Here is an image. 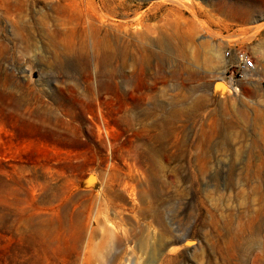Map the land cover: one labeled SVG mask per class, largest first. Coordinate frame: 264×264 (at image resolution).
<instances>
[{"label": "rangeland", "instance_id": "1", "mask_svg": "<svg viewBox=\"0 0 264 264\" xmlns=\"http://www.w3.org/2000/svg\"><path fill=\"white\" fill-rule=\"evenodd\" d=\"M0 264H264V0H0Z\"/></svg>", "mask_w": 264, "mask_h": 264}, {"label": "built area", "instance_id": "2", "mask_svg": "<svg viewBox=\"0 0 264 264\" xmlns=\"http://www.w3.org/2000/svg\"><path fill=\"white\" fill-rule=\"evenodd\" d=\"M225 54L230 56L231 50L226 49ZM226 66L225 82L229 86H234L238 83L240 77L256 69V60L246 50L236 49L233 58L227 61Z\"/></svg>", "mask_w": 264, "mask_h": 264}, {"label": "bare ground", "instance_id": "3", "mask_svg": "<svg viewBox=\"0 0 264 264\" xmlns=\"http://www.w3.org/2000/svg\"><path fill=\"white\" fill-rule=\"evenodd\" d=\"M102 19H103V16L101 15V16H98L97 18H96V20H95V22L93 23L94 25H93V34H94V37H96V40H98L99 42H101V38L99 37V32H100V30L98 29V27H97V22H100V21H102ZM113 19V18H112ZM100 28V27H99ZM201 56V55H200ZM223 61H224V59H223V57H220L219 58V62H220V64L221 63H223ZM224 73V69H222L221 70V73L220 74H223ZM195 107V106H194ZM141 244H142V247L143 248H145L146 247V245H147V238L146 237H144L143 239H142V241H141Z\"/></svg>", "mask_w": 264, "mask_h": 264}]
</instances>
